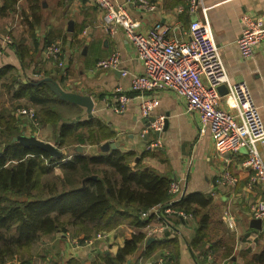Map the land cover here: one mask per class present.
I'll list each match as a JSON object with an SVG mask.
<instances>
[{
    "label": "crops",
    "instance_id": "0c3cea01",
    "mask_svg": "<svg viewBox=\"0 0 264 264\" xmlns=\"http://www.w3.org/2000/svg\"><path fill=\"white\" fill-rule=\"evenodd\" d=\"M112 1L121 4L130 16L138 19L141 30L145 31L154 21H159L174 27V35L178 38H186L190 21L201 19L200 7L206 8L228 79L230 82H246L264 124V40L245 59L240 57L237 43L242 15L264 17V0H200L195 12L188 10L187 0H146L155 5L153 10L143 8L138 0ZM102 13L93 0H18L12 14L0 16V66L14 65L23 78L51 77L63 90L92 96V116L81 106V119L93 117L96 120L94 128L99 129L101 125L104 130L97 133L99 138L95 136L100 141L75 144V151L81 146V152L96 155L112 149L109 147L104 150L102 146L105 143L114 144L115 149L134 152L143 164L171 181H178L181 195L191 192L210 194L212 211L207 222L210 224L220 219L225 226V234L217 233L216 237L223 240L216 246L218 252L215 258L210 255L206 264H264L253 259L254 255L264 251V221L255 220L249 214L250 206L261 188L248 186L250 170L241 166L245 158L244 151L218 153L210 133L206 131L199 134L196 114L187 112L184 99L170 89L158 90L154 94L159 98L155 112L164 114L167 120L165 129L159 134L163 146L147 149V140L157 134L146 132L148 118L140 115L139 97H135L134 91L129 89L131 75L141 73L143 66L121 26L112 29L101 26ZM33 16L39 20L31 27ZM51 43H56L60 49L57 59L43 56V49ZM113 50L120 52L119 68H96V62ZM120 70H127L128 73L122 75ZM116 87L133 96L123 111L113 110L109 103ZM221 105L226 108L223 102ZM23 126H27V130L24 132L22 129L20 136H35L43 141L54 142L51 125L31 130L28 122H24ZM258 148L264 159V142H259ZM61 151L64 153L65 149ZM225 171L237 178L234 184L221 182V175ZM166 207L161 205L159 212L162 218L169 220L171 226L150 241L146 240V243L166 240L168 244L158 246L148 258L164 255L171 263L198 264L199 259L189 247L198 229L196 218L181 210L183 215L166 212ZM213 208L216 212H213ZM226 213L232 215L231 226L224 221ZM134 228L124 223L112 231L117 235L116 230L124 234ZM142 231L146 232V228L143 227ZM114 236L110 235V242H107L112 243ZM99 243L104 244L97 242L94 249H86L82 245L70 246L66 238L55 231L42 237L40 244L41 250L48 252L45 257L48 264L56 251L71 253L79 260L89 262L102 249L103 244L100 246ZM142 244L137 250L143 247ZM51 248H54V252L48 250ZM225 248H229L230 252L223 255Z\"/></svg>",
    "mask_w": 264,
    "mask_h": 264
},
{
    "label": "trees",
    "instance_id": "16d2710c",
    "mask_svg": "<svg viewBox=\"0 0 264 264\" xmlns=\"http://www.w3.org/2000/svg\"><path fill=\"white\" fill-rule=\"evenodd\" d=\"M17 1L2 0L0 16L12 14ZM38 20L33 16L31 27ZM28 106L37 111L36 128L53 127V144L65 149L61 156L18 140L26 118L13 111ZM82 114L80 105L58 98L47 82L23 78L14 65L0 66V264H34V245L55 231L66 240L69 232L82 241L123 223L135 228L112 251L96 257L103 264H124L142 243L148 256L158 246L168 244L166 240L146 243L142 231L149 218H141L140 212L159 203L196 218L198 229L189 247L198 264H206L210 255L215 258L216 246L223 240L216 235H224L225 226L220 219L207 222L211 195L182 193L178 200L170 201L171 179L143 164L134 152L111 149L90 155L75 151V144L100 141L97 133L104 130L101 125L94 128L93 117L81 119ZM55 168L60 171L56 173ZM229 252L225 248L222 254ZM253 259L264 262V251ZM48 264L98 263L56 251ZM167 264L176 263L167 260Z\"/></svg>",
    "mask_w": 264,
    "mask_h": 264
},
{
    "label": "built area",
    "instance_id": "2783aa9c",
    "mask_svg": "<svg viewBox=\"0 0 264 264\" xmlns=\"http://www.w3.org/2000/svg\"><path fill=\"white\" fill-rule=\"evenodd\" d=\"M102 9L101 26L112 29L121 26L126 37L132 42L136 56L143 66L141 73L131 75L129 89L139 97L138 110L142 117L148 119L146 132L157 134L147 140L146 148L153 150L163 146L159 136L163 130L165 115L155 112L159 98L154 95L158 90L170 89L185 101L187 112L196 114L199 134L208 131L215 148L221 154H234L244 151L245 158L241 162L243 168L250 170L248 186H260L259 195L252 202L250 217L264 221V159L258 148L264 142V124L246 82H230L219 48L215 42L206 8L200 7L202 18H194L186 29V38L174 35V27L154 21L147 30L140 29V22L133 18L122 7L112 0H93ZM140 6L153 10L154 4L146 0H138ZM200 0H187L188 10L195 12ZM179 10H181L179 8ZM241 32L237 43L242 59L250 57L257 44L264 40V17L243 14ZM59 47L51 43L43 49V56L57 59ZM120 63L119 50H113L108 56L99 59L96 68L118 69ZM59 64H62L59 61ZM122 75L127 70H120ZM225 85V91L219 87ZM133 96L116 87L110 98V105L115 111H123ZM222 102L226 108L222 107ZM18 113L31 119L34 113L30 109L19 108ZM237 178L225 171L221 182L234 184ZM170 201L181 195L179 182L174 180L169 185ZM156 204L140 212L141 218L151 219L146 226L145 239L155 238L171 226L167 218H162ZM169 213H184L172 206L165 209ZM226 224H232V215H224ZM111 232L99 231L82 241L75 240V245L94 249L97 242L106 243ZM69 238V236H67ZM74 238H69L70 241ZM103 244V243H102ZM101 244V245H102ZM100 245V243H99ZM100 245V246H101ZM139 256L137 264H167L164 255L156 259Z\"/></svg>",
    "mask_w": 264,
    "mask_h": 264
},
{
    "label": "water",
    "instance_id": "95a60500",
    "mask_svg": "<svg viewBox=\"0 0 264 264\" xmlns=\"http://www.w3.org/2000/svg\"><path fill=\"white\" fill-rule=\"evenodd\" d=\"M39 81L47 82V84L49 85V87L51 88L53 93L58 98L84 107L87 114L89 116H92V111H93V107H94V100H93L91 95L80 94V93H76V92L63 90L59 86V84L55 80H53L51 77H43V78L39 79ZM219 90H220V92L225 91V85H221L219 87ZM148 119L152 121L154 118L150 117ZM166 122H167V120L164 122L163 129H165ZM17 138L24 145H30V144L35 145L37 147H40V148L48 151L50 154H52L54 156H61L63 154L62 151L59 150L57 148V146H55L53 143L43 141L41 139H38L35 136H19ZM109 147H111L112 149H115L114 144L105 143L102 146V148L104 150H108ZM81 149H82L81 146H78V152H81ZM151 239H153V238H149L148 241H150Z\"/></svg>",
    "mask_w": 264,
    "mask_h": 264
},
{
    "label": "rangeland",
    "instance_id": "374dc122",
    "mask_svg": "<svg viewBox=\"0 0 264 264\" xmlns=\"http://www.w3.org/2000/svg\"><path fill=\"white\" fill-rule=\"evenodd\" d=\"M20 108V107H19ZM19 108H12L11 110H14L13 111V113L15 114V115H21V114H19L18 113V109ZM28 109H30V110H32L33 111V113H34V116L31 118V119H29L27 116H25L24 115V117L26 118V122H28V126H29V129L31 130L33 127H35V126H37V124H38V121H37V114H36V110L33 108V107H31V106H28ZM64 113L66 114V113H68V112H66V111H64ZM36 128V127H35ZM23 130H24V132H26V130H27V126H23V128H22ZM36 129H40V128H36ZM42 129V128H41ZM22 131V130H21ZM23 132V131H22ZM46 132V131H45ZM50 133V130H49V132H46V136L48 135ZM20 135H22V133L20 134ZM19 135V136H20ZM3 138V137H2ZM55 170H58V168H55ZM60 170H58L56 173H58ZM213 211L214 212H216V210L213 208ZM124 224V223H123ZM125 228V227H124ZM119 230V229H118ZM70 231V230H69ZM108 230H106V232H107ZM111 231V230H110ZM109 231V232H110ZM112 233H111V235H115L114 236V238L112 239V243H108V242H106V243H104L101 247H102V249L99 251V253H98V255H97V257H99L104 251L105 252H107V253H109L110 251H112L113 249L112 248H114L115 247V244H117L118 242H120L123 238H124V236L126 235V233H124V234H120V233H123L122 231H117L116 230V233H117V235L115 234V232L114 231H111ZM114 233V234H113ZM128 233V232H127ZM118 234H120V235H118ZM68 236H69V238H73L71 235H70V233L68 232ZM117 237H118V239H117ZM69 238H67V241L69 242V245L70 246H76L75 244V240H78V239H76V238H74V239H71L70 241L68 240ZM115 239H116V241H115ZM43 240H44V238H43ZM109 242H110V240H109ZM41 239L34 245V247H33V249H32V254H33V256H34V264H47V259L45 258L46 256H47V253L48 252H46L45 253V251L44 250H41ZM142 246L143 247H141V249L140 250H137L134 254H132V255H129L128 257H127V259H128V263H127V260H126V262L124 263V264H133V262H135V264H137V262H138V259H139V256H144V257H146L147 255L145 254V252L147 251V250H145V243H143L142 244ZM83 248H86V249H88L87 247H85V246H82ZM43 248H44V246H43ZM50 252H54L53 250H54V248H51V249H48ZM160 255H156V256H152L150 259L152 260V259H156L157 257H159ZM95 258H93V260L92 261H95L96 263H98V264H103V262L99 259V258H97L96 256H94ZM148 258V257H147ZM130 260V261H129ZM89 262H91V261H89ZM168 262H170L169 261V259H168Z\"/></svg>",
    "mask_w": 264,
    "mask_h": 264
}]
</instances>
